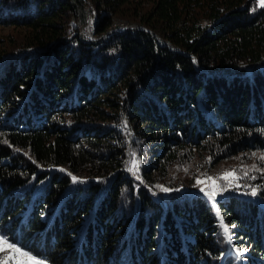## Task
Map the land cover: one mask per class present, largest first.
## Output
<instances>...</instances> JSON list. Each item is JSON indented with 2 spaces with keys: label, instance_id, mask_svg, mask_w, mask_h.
Returning <instances> with one entry per match:
<instances>
[{
  "label": "trees",
  "instance_id": "1",
  "mask_svg": "<svg viewBox=\"0 0 264 264\" xmlns=\"http://www.w3.org/2000/svg\"><path fill=\"white\" fill-rule=\"evenodd\" d=\"M8 27L4 244L43 264H264V6L0 0ZM233 160L256 170L194 181Z\"/></svg>",
  "mask_w": 264,
  "mask_h": 264
},
{
  "label": "rangeland",
  "instance_id": "2",
  "mask_svg": "<svg viewBox=\"0 0 264 264\" xmlns=\"http://www.w3.org/2000/svg\"><path fill=\"white\" fill-rule=\"evenodd\" d=\"M257 5L260 4V0H256ZM82 11V25L79 27L81 30L82 35H89L91 32V26L93 22V17L91 16V12L89 9ZM136 26V23L129 21L127 19H121V18H115L113 19L112 25L110 27L109 33H116L118 31H124L126 29H134ZM11 28H0V39L7 38L8 35L11 33ZM12 43V42H11ZM246 165H250L251 167L256 170V167L252 163H244L243 161L233 160V161H227L224 163H221L219 167H216L214 169L203 171L201 173H195L194 181L197 183V180L199 179L201 183L198 185L204 186L206 185V182H214L217 176H220L221 173L224 174V172L228 170H238L241 168H245ZM198 168L201 166L200 164L197 165ZM197 169V168H196ZM252 170V169H251ZM200 176V177H199ZM208 177H212V180H208ZM208 184V183H207ZM231 189H228L226 193H229ZM39 261L33 259L30 256H24L21 255V252H15L12 250V248H9L7 244L0 243V264H38ZM240 263V262H239ZM39 264H43L42 262H39Z\"/></svg>",
  "mask_w": 264,
  "mask_h": 264
},
{
  "label": "snow or ice",
  "instance_id": "3",
  "mask_svg": "<svg viewBox=\"0 0 264 264\" xmlns=\"http://www.w3.org/2000/svg\"><path fill=\"white\" fill-rule=\"evenodd\" d=\"M260 4H261V6H264V0H260ZM261 159H264V157H261ZM132 165H133V167H136V161L135 160L132 161ZM230 176H231V173L225 172L224 174H222V176L220 178H229ZM231 178L232 179H235L234 176H232ZM75 179L76 178L73 177V180H75ZM207 179L208 180H212L213 178L212 177H208ZM197 183L199 184V183H201V181L198 179L197 180ZM162 190L167 191V189H162ZM201 191L202 192H205V195L208 196L210 200H213V201L215 200V195H216L215 192H207L203 188H201ZM253 195H255V189H253ZM213 207H215V203H213ZM217 215H219V212L218 211H217ZM221 224L223 225V220L222 219H221ZM224 232L225 233L228 232L227 226H224ZM0 243H7V242L4 241L3 238H0ZM8 247L9 248H12V250L15 251V252H20L21 251L18 248H14L11 244H8ZM21 255L28 256V253L27 252H21ZM38 264H39V262H38Z\"/></svg>",
  "mask_w": 264,
  "mask_h": 264
},
{
  "label": "water",
  "instance_id": "4",
  "mask_svg": "<svg viewBox=\"0 0 264 264\" xmlns=\"http://www.w3.org/2000/svg\"><path fill=\"white\" fill-rule=\"evenodd\" d=\"M239 258V257H238Z\"/></svg>",
  "mask_w": 264,
  "mask_h": 264
}]
</instances>
